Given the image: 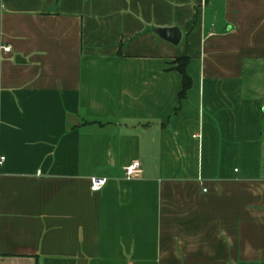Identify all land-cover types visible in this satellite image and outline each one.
Masks as SVG:
<instances>
[{
	"label": "crops",
	"instance_id": "crops-1",
	"mask_svg": "<svg viewBox=\"0 0 264 264\" xmlns=\"http://www.w3.org/2000/svg\"><path fill=\"white\" fill-rule=\"evenodd\" d=\"M0 157V264H264V0H0Z\"/></svg>",
	"mask_w": 264,
	"mask_h": 264
},
{
	"label": "built area",
	"instance_id": "built-area-1",
	"mask_svg": "<svg viewBox=\"0 0 264 264\" xmlns=\"http://www.w3.org/2000/svg\"><path fill=\"white\" fill-rule=\"evenodd\" d=\"M4 53L9 51V47L1 48ZM3 158L0 157V163L2 162ZM138 163L133 161L125 168V176L127 178L135 177L138 175ZM105 180L103 178L93 177L89 179V191L92 193L97 192L103 185ZM202 191H205L204 189Z\"/></svg>",
	"mask_w": 264,
	"mask_h": 264
},
{
	"label": "water",
	"instance_id": "water-1",
	"mask_svg": "<svg viewBox=\"0 0 264 264\" xmlns=\"http://www.w3.org/2000/svg\"><path fill=\"white\" fill-rule=\"evenodd\" d=\"M57 0H55L56 2ZM151 32L158 37L160 40L172 45L176 46L180 41V31L176 27H165V28H151ZM17 59L15 58V61Z\"/></svg>",
	"mask_w": 264,
	"mask_h": 264
},
{
	"label": "trees",
	"instance_id": "trees-1",
	"mask_svg": "<svg viewBox=\"0 0 264 264\" xmlns=\"http://www.w3.org/2000/svg\"><path fill=\"white\" fill-rule=\"evenodd\" d=\"M187 60H188V58L186 56H183V57L175 59V61H174L176 64L175 70L181 77V89L178 93V99L183 98L186 90L190 86V80L185 75V72H184V68H185V64L187 63Z\"/></svg>",
	"mask_w": 264,
	"mask_h": 264
}]
</instances>
